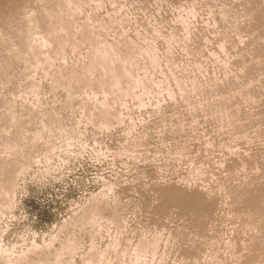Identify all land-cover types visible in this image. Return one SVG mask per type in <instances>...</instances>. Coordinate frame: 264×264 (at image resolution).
I'll use <instances>...</instances> for the list:
<instances>
[{
    "label": "rangeland",
    "instance_id": "rangeland-1",
    "mask_svg": "<svg viewBox=\"0 0 264 264\" xmlns=\"http://www.w3.org/2000/svg\"><path fill=\"white\" fill-rule=\"evenodd\" d=\"M0 264H264V0H0Z\"/></svg>",
    "mask_w": 264,
    "mask_h": 264
},
{
    "label": "bare ground",
    "instance_id": "bare-ground-1",
    "mask_svg": "<svg viewBox=\"0 0 264 264\" xmlns=\"http://www.w3.org/2000/svg\"><path fill=\"white\" fill-rule=\"evenodd\" d=\"M68 1V0H67ZM15 4V3H14ZM13 6V5H12ZM75 7V6H74ZM5 11V10H4ZM51 32V31H50ZM99 52V51H98ZM114 52V51H113ZM99 55V54H98ZM101 56V55H100ZM57 57V56H56ZM103 57V56H102ZM99 58V57H98ZM100 59V58H99ZM93 61V60H92ZM133 62V61H132ZM101 67V66H100ZM95 68V67H94ZM123 69V68H122ZM127 70V69H126ZM115 72V71H114ZM127 72V71H126ZM119 78V77H118ZM131 85V84H130ZM116 104V103H115ZM109 112V111H108ZM110 116V115H109ZM7 131V130H6Z\"/></svg>",
    "mask_w": 264,
    "mask_h": 264
}]
</instances>
